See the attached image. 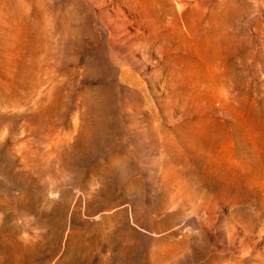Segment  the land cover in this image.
Segmentation results:
<instances>
[{
  "label": "rangeland",
  "instance_id": "1",
  "mask_svg": "<svg viewBox=\"0 0 264 264\" xmlns=\"http://www.w3.org/2000/svg\"><path fill=\"white\" fill-rule=\"evenodd\" d=\"M0 264H264V0H0Z\"/></svg>",
  "mask_w": 264,
  "mask_h": 264
}]
</instances>
